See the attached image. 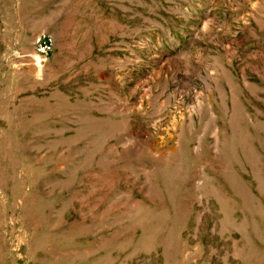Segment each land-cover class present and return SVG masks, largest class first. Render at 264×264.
I'll list each match as a JSON object with an SVG mask.
<instances>
[{"label": "rangeland", "instance_id": "374dc122", "mask_svg": "<svg viewBox=\"0 0 264 264\" xmlns=\"http://www.w3.org/2000/svg\"><path fill=\"white\" fill-rule=\"evenodd\" d=\"M0 264H264V0H0Z\"/></svg>", "mask_w": 264, "mask_h": 264}]
</instances>
